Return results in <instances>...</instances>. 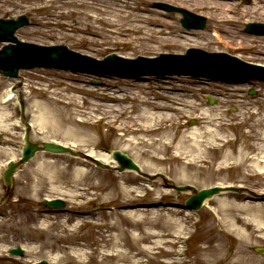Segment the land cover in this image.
<instances>
[{"label": "rangeland", "instance_id": "obj_1", "mask_svg": "<svg viewBox=\"0 0 264 264\" xmlns=\"http://www.w3.org/2000/svg\"><path fill=\"white\" fill-rule=\"evenodd\" d=\"M156 1L165 2L175 6H185L194 12H198L208 16V25L206 30L198 31L199 33L187 34L184 33L183 28L179 24L181 15L178 13L166 12L153 7ZM197 0H143L139 2L138 8L133 10L128 23L132 26H147L148 30H143L139 33L122 30L121 37L132 35L139 36L150 34V39H138L134 42H126L120 39L118 42H113L109 36L105 34L100 35H82L89 36L91 40H81L78 33H75L69 27L74 20L71 19L67 12L71 8L65 3H53L51 1L35 2V0H0V17L11 18L19 15L29 16L31 23L17 32V36L25 41L35 42L43 45L60 44L61 42L68 45L81 53L96 57L104 58L109 53L122 54L128 57H135L138 55L156 56L161 52H175L185 53L188 47H199L206 51L228 52L240 56L242 59L252 61L255 63L264 64V56L257 52V48H248L239 50L235 45H224L222 42H216L215 26L217 24L210 19V10L199 5ZM255 0H242V5L235 1L236 10H232L231 16L236 20L231 24L234 30L245 28L250 22L264 23L263 16H254V13L245 14V10L253 7ZM245 6H247L245 8ZM65 13V15L58 17V14ZM50 21L51 23H46ZM58 21H61L58 23ZM65 22V23H64ZM66 24V25H64ZM153 28V29H152ZM232 29V28H231ZM205 33V36L202 35ZM239 36L235 39V44L245 38L263 39L264 36L250 35L245 31H238ZM70 34V35H69ZM81 34V33H80ZM198 34V35H197ZM120 36V35H119ZM94 39V42H93ZM229 40V39H227ZM231 40V39H230ZM229 40V41H230ZM2 44H0V47ZM18 78H8L0 72V94L15 85L21 91V99L25 105V119L32 125V139L34 141H56L67 145H73L76 149L88 152L89 150L111 152L116 149H122L128 144L127 137L118 140L121 130L118 129L122 118L117 119V115H102V109L106 106H114L120 108L122 106H134V112L140 109L141 105L133 99L134 93L139 91L148 93L149 97H157L160 94H165V102L176 104L184 103L191 100L196 108L191 106L184 107L178 112V115H173V121L164 122L166 126L158 133L149 134L151 147L150 153L155 157L148 158V155L143 152H137L130 148V150L123 151L132 157L142 169L147 173H163L168 178L172 179L179 185H194L198 189L203 187H210L214 185H237L242 186L252 193H236L225 192L217 197H226L229 200H244L251 202V204H264V168L259 166H249V164H240L236 161L238 152L246 150L249 140L247 133L249 131V124L252 121L241 123L240 120H235L238 114L241 113L242 108L237 104L239 100L233 101L232 98L226 94L229 87L235 81H242L239 84L243 89L242 103H259L261 102L264 81L256 79H247L249 81L234 79V81L212 80L210 78H203L204 80L188 76H178L167 78L145 77L140 81L131 78H118L111 76H96L89 73L72 72L65 70H57L50 68H35L25 69L19 72ZM138 86V87H137ZM79 87V88H77ZM142 87V88H141ZM107 88H117L121 92L119 97L129 96L128 99L120 98L117 101L108 99L105 93ZM254 90L255 94L250 95V90ZM61 100L66 96L65 101L69 102V109L66 113L61 112L63 106L58 102H54L55 98ZM63 96V97H62ZM208 96L216 99L217 103L209 104ZM201 105L206 109H213L215 113L224 112L221 115L227 119L233 126H225L222 130H217V126L213 123L204 124L198 120L197 107ZM4 107H0L7 117L0 120L9 129L0 131L4 138L0 143V163L2 168L0 171V210L8 216H17V219H26L31 213L42 212L47 213L48 207L42 205V201L48 196L53 198L60 197L67 201V205L63 210H56L55 213L63 218H70L75 215L78 210H85L90 212L91 220L99 219L101 222L118 220L123 227L130 228L135 234L140 233V226L150 227L151 213L161 210L159 212L164 214H171L178 223L174 225V229H184L185 234L178 245L182 250H186L184 257L190 261V264H198L201 257H205L204 248L207 246L208 238L215 233L222 234L223 244L229 249H235L240 244L245 247L247 254L257 260H264V255L259 254L255 248L264 247V229L256 231L251 235V228H257L256 222H251V228L247 226L238 227L241 232L234 230L222 222V216L217 215L214 209H217L218 203L215 200H207L199 210H187L181 208L176 204L185 203L187 197L191 193L177 192L175 189H167L166 184L162 179L149 181L147 178L140 176L134 171L119 172L114 169H102L90 160L73 157L68 154H56L39 152L28 163L22 164L17 170V175L25 170L35 168L39 161L47 160L56 164L57 169H67L70 172L76 167L85 168L84 172L91 174V182H104L107 184H122L135 188L136 194H132L135 201L127 203L121 201L120 195L115 200H108L105 196L106 190L102 192L98 188H88L84 190L85 185L71 186L68 182L59 183V188L65 192L69 190L84 193V196L76 199L83 203L78 206L76 203L72 205L70 197L61 195L58 191H44L38 196H33L25 193L20 197L17 194L19 184L14 175V182L9 194H6V186L2 178V170L4 165L11 158L16 155L18 158L21 154V149L25 145L23 135L25 127L20 121V107L17 99H13L4 103ZM50 115L44 127L39 126L37 116ZM135 116V115H133ZM219 116V115H215ZM195 117V118H194ZM197 130L204 135H200L196 144L195 139L190 136L194 130ZM208 128L209 132H205ZM211 134H208L210 133ZM230 137L232 143L226 144L224 139ZM168 142V143H167ZM200 145V146H198ZM214 148L212 150L211 148ZM199 148V149H196ZM112 157V156H111ZM114 164V163H109ZM257 170V171H256ZM84 185V186H83ZM51 186V185H50ZM78 186V188H76ZM98 189V190H97ZM104 192V193H103ZM257 194V195H256ZM259 195V199L254 197ZM88 196V197H86ZM89 197H94L93 201L89 202ZM126 210H134L138 214L147 212L146 219L140 224L133 223L130 220L123 224L121 218L118 216L111 217L110 214L114 211L125 212ZM141 210V211H139ZM151 212V213H150ZM142 213V214H143ZM144 215V214H143ZM3 216L2 214L0 215ZM90 220V219H89ZM161 221H164L163 219ZM259 225L264 226V220L260 221ZM162 223V222H161ZM70 224V223H69ZM136 224L138 226H136ZM216 227L215 231H210L211 227ZM6 227L0 230V235H7L8 241L1 242V244L8 248L7 256L0 254L1 264H30L41 259H47L49 255L47 250L41 252L27 253L25 248H28L29 243L24 236L18 235L14 230L8 231ZM98 226L88 223L82 229L83 233L91 234L89 240H94V248H97V241L101 238ZM232 229V230H231ZM246 234L248 239L244 242L242 233ZM96 241V242H95ZM22 247L25 251L23 256L11 255V248ZM154 254V253H153ZM155 257L156 261H161V264H166V257L163 253ZM140 257V256H139ZM147 259V257H144ZM113 261L112 259L102 261L100 255H95V258L90 264H109L106 261ZM153 259L147 264H157ZM50 264H53L50 262Z\"/></svg>", "mask_w": 264, "mask_h": 264}, {"label": "bare ground", "instance_id": "obj_2", "mask_svg": "<svg viewBox=\"0 0 264 264\" xmlns=\"http://www.w3.org/2000/svg\"><path fill=\"white\" fill-rule=\"evenodd\" d=\"M51 1L53 3H65L71 8L67 12V15L72 19L74 17L73 23L69 26L75 33H78V37L81 40H91L89 36L86 35H100L105 34L113 42H118L120 39L126 42H134L138 39H150V34H142L139 36L126 35L125 38L121 37L122 30L133 31L140 33L143 29L148 30L147 26H132L128 23V19L132 15V11L138 8L139 2L143 0H35V2H46ZM235 1L238 0H197L196 2L206 7L210 10V19L217 24L215 26V33L213 38L216 42H222L225 45H235L233 47H240L242 49L257 48V52L264 56V38L257 39L246 36L241 37L242 40L235 44V39L239 36L238 30H234L233 23L236 20L230 15L232 10H236ZM240 1V0H239ZM247 6H245L246 8ZM254 13V16L264 17V0H255L253 7L249 10H245V14ZM65 15V13L58 14V17ZM61 21H58V23ZM46 23H51L50 21ZM65 23V22H64ZM66 25V24H64ZM143 28V29H142ZM232 28V29H231ZM153 29V28H152ZM199 33L198 31H196ZM195 31H190V34L196 33ZM81 33V34H80ZM86 33V35H82ZM70 35V34H69ZM120 35V36H119ZM198 35V34H197ZM202 35L205 36V33ZM227 39H231L230 41ZM92 41V40H91ZM94 42V39H93ZM229 89L227 90L228 98H232L233 101L239 100L237 104L242 108L241 113L234 117L235 120H240L241 123L247 121H252L249 124V131L247 133V139L249 140L246 150H241L238 152L236 161L240 164H249V166H259L264 168V88L261 98V102L258 104L252 103H242L243 97L242 87L237 85L238 81L233 82ZM139 86V87H138ZM137 91L132 97L140 103V109L134 112V106H122L116 108L114 106H106L103 110L102 115H117L118 118H122L118 129L121 130V134L118 140L126 138L128 144L122 147V151L130 150V148L136 150L137 152H143L148 155V158H155L150 153L151 143L149 134L158 133L164 129L166 121L174 120L173 115H178L186 106H191L192 109L196 108V105L191 101L187 100V104H171L165 102V94H160L157 97H149L148 93L139 91L140 86L138 85ZM79 88V87H77ZM142 88V87H141ZM108 92L105 96L108 99L117 101L120 98L123 100L128 99L129 96L118 95L121 92L120 89L107 88ZM21 93L20 89H15L14 91L9 88L8 90L0 94V107H4V103H7L17 95ZM21 96V94H20ZM63 97V96H62ZM55 98L54 102H58L64 113L69 109V102L63 99ZM120 101V100H119ZM198 114L195 113L201 123L208 124L213 123L217 126V130H222L225 126H233L230 122L222 117L225 115L224 112L215 113L213 109L203 108L201 105L197 107ZM135 115V116H133ZM219 115V116H215ZM7 115L3 110L0 111V120L6 118ZM50 115L40 114L37 116V122L39 126L44 127L46 125L47 119ZM30 125L34 126V123L29 122ZM35 127V126H34ZM9 127L0 123V131L8 130ZM1 131V132H2ZM210 133L208 134H211ZM205 132H209L206 128ZM200 135H204L203 132H199L197 128H194L192 134L190 135L192 139H195L194 144L197 143ZM225 145L232 143L230 137L224 139ZM168 143V142H167ZM153 144V143H152ZM200 146V145H198ZM199 149V148H196ZM214 150V148H211ZM92 156L100 159V161L106 163H114L115 161L111 157V154L104 151L89 150ZM85 168L76 167L73 172L67 169H57L56 164L49 162L47 160L39 161L35 168L30 170H25L23 172L16 173V180L19 184V189L17 190V195L24 197L25 193L30 195L38 196L44 191H58L61 195H67L73 204L81 206L83 203L78 202L76 199L80 196H84V193L75 192L69 190L65 192L59 188V183L68 182L71 186L84 184V190L88 188H98L101 192L106 190L105 196L107 199L112 201L117 199L120 195L121 201L131 203L135 201L132 194L136 197L135 188L126 186L122 184H107L104 182L93 183L90 180V176L93 172H84ZM257 171V170H256ZM51 185V186H50ZM83 185V186H84ZM78 188V186L76 187ZM97 189V190H98ZM104 193V192H103ZM54 197V196H53ZM88 197V196H86ZM47 198H52L48 196ZM217 205V209H214L217 215L222 216V222L234 230L241 232L238 224L241 226H247L251 228V222H256L257 228H251V235H254L256 231H261L264 229L263 225H259L261 220H264V204H251V202L242 200H229L224 197L214 198ZM209 202H207L208 204ZM141 211V210H139ZM151 213L153 216L150 220V225H153L155 229L150 227L140 226V233L135 234L130 228L123 227L118 220V216L121 218L123 224L130 220L133 223L140 224L139 222H144L146 219L147 212H141L138 214L136 211L126 210L122 213L113 211L110 216L115 217L116 220L101 222L99 219L91 220V213L85 210L76 211L75 215L70 218H63L54 212H34L29 215L26 219H17V216L10 215L5 217V214L0 210V230H4L6 227L8 231L14 230L18 235L24 236L28 241V248H25L27 253H37L41 250H47L49 255H46L47 259L53 264H90L95 258V255H100L102 261L112 259L113 261H106L109 264H147V262L156 261L155 257L159 254H164L169 259L166 260V264H190L184 255L185 250L180 247L181 238L185 234L184 229L177 228L174 229V225L178 223L177 219H174L171 214H164L159 212ZM144 215H143V214ZM90 219V220H89ZM164 221H161V220ZM162 222V223H161ZM70 223V224H69ZM88 223L93 224V226H98L101 238L97 241V248H94V240H89L91 234L83 233L82 229ZM136 224V226H138ZM174 227V228H173ZM216 227H211L210 231H215ZM232 230V229H231ZM243 245L248 237L244 232L242 233ZM7 235H0V254L7 256L8 248L7 246L1 244V242L8 241ZM208 244L204 248L205 257H201L198 264H264V260H257L252 256L247 254L245 247L240 244L235 249L227 248L223 244L222 234L215 233L211 237H207ZM96 242V241H95ZM154 253V254H153ZM140 256V257H139ZM147 257V259H144ZM157 264H161V261H156ZM1 264V263H0ZM11 264V263H7ZM197 264V263H196Z\"/></svg>", "mask_w": 264, "mask_h": 264}, {"label": "water", "instance_id": "obj_3", "mask_svg": "<svg viewBox=\"0 0 264 264\" xmlns=\"http://www.w3.org/2000/svg\"><path fill=\"white\" fill-rule=\"evenodd\" d=\"M160 7L167 8L168 10H175L174 7L165 4H157ZM178 10V9H176ZM185 14V21L183 20V24L188 28H204L205 27V18L190 13L189 11L179 9ZM29 23V18L26 16H21L18 19H0V41H11L17 42V45H13L9 43L5 45L0 51V70L4 71L8 76H17L18 72L21 68H34L37 66H59L63 68H71V69H79L83 70L78 64L79 62H75L72 60L75 56L69 53L67 47H55V48H43L39 47L35 44L24 43L19 41L15 37V31H17L20 27L27 25ZM253 26H258L264 28V24H257V25H249L247 30L256 31L259 33H264L263 30L253 29ZM196 52V53H195ZM201 51H189L186 56L177 57L176 56H162L161 59L147 61V60H137L136 67L132 65H125L120 64L122 63L120 60L116 59L114 55H110L106 57L104 63L107 64H119L116 67H107L105 71L113 72L117 74L123 73H133V74H140L142 72L147 73H159V74H168V73H192L201 70H206L214 68L213 63H209V60L206 58L209 55H205L203 53H199ZM214 56H220L215 54H210ZM222 60L225 62L224 65H218V67H225L227 70H232L238 68L239 64L237 63V59L235 58H225L221 57ZM168 62V63H167ZM150 63H159L157 65H150ZM121 65V66H120ZM139 70L138 72H135ZM1 138V135H0ZM27 145L24 148V158L20 163H14L9 165L10 167L5 173V182L9 188L11 187L13 180L12 176L14 171L18 168L19 164L28 161L31 159L38 150L50 151L55 153H68L74 156H87L86 154L76 151L71 147L64 146L60 143H54L50 141H44L42 143L32 142L29 139V134L27 133L26 138ZM114 156L119 160L122 164V169H134L141 173V169L139 166L129 157L122 154L119 151L114 152ZM89 157V156H87ZM91 158V157H89ZM98 165H101L99 160H95ZM177 190L181 191H188L192 190L195 195L194 197H190L188 200V205L190 207L198 208L200 207L204 200L207 198L213 197V195L220 193L224 190H239L236 187H227L223 188L220 186H215L207 189H202L201 191H197L195 187L192 186H177L175 187ZM64 202L60 200L55 201H46L47 205L52 206H63ZM258 251L264 252V249L259 248ZM14 253H22L21 249L13 250ZM39 264H48L46 261H42Z\"/></svg>", "mask_w": 264, "mask_h": 264}]
</instances>
